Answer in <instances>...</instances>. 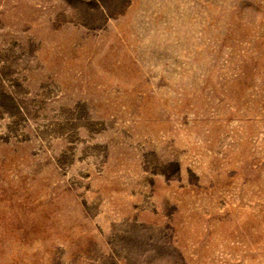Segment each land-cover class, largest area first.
Masks as SVG:
<instances>
[{
    "label": "rangeland",
    "instance_id": "rangeland-1",
    "mask_svg": "<svg viewBox=\"0 0 264 264\" xmlns=\"http://www.w3.org/2000/svg\"><path fill=\"white\" fill-rule=\"evenodd\" d=\"M0 264H264V0H0Z\"/></svg>",
    "mask_w": 264,
    "mask_h": 264
}]
</instances>
